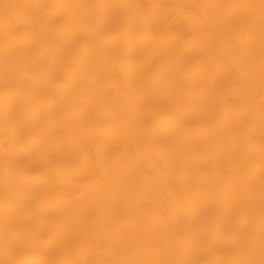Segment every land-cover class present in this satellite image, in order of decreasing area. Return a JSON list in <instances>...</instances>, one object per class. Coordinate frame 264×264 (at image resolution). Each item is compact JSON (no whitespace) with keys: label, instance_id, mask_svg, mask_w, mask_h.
Masks as SVG:
<instances>
[{"label":"bare ground","instance_id":"obj_1","mask_svg":"<svg viewBox=\"0 0 264 264\" xmlns=\"http://www.w3.org/2000/svg\"><path fill=\"white\" fill-rule=\"evenodd\" d=\"M0 264H264V0H0Z\"/></svg>","mask_w":264,"mask_h":264}]
</instances>
